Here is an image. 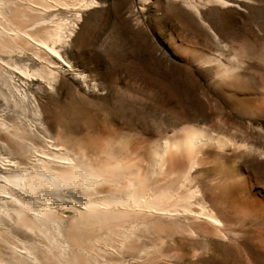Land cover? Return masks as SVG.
Segmentation results:
<instances>
[{"label":"bare ground","instance_id":"obj_1","mask_svg":"<svg viewBox=\"0 0 264 264\" xmlns=\"http://www.w3.org/2000/svg\"><path fill=\"white\" fill-rule=\"evenodd\" d=\"M181 2L218 40L198 1ZM233 2L205 0L225 7ZM70 6L77 23L101 2L0 0V58L27 51L48 58V67L43 62L34 72L7 62L46 80L62 66L55 60L74 71L57 45L65 41L67 22L45 19L51 8ZM249 8L263 9L264 0H237V12ZM246 45L237 42V68L221 52L197 61L217 63L210 83L245 116V127L218 112L209 123L178 109L180 124L163 134L148 131L142 140L110 130L69 146L40 117L37 133L33 120L1 118L0 264H231L233 250L237 264H264V83L254 81L257 75L264 80V46Z\"/></svg>","mask_w":264,"mask_h":264},{"label":"rangeland","instance_id":"obj_2","mask_svg":"<svg viewBox=\"0 0 264 264\" xmlns=\"http://www.w3.org/2000/svg\"><path fill=\"white\" fill-rule=\"evenodd\" d=\"M99 1L101 6L84 11L82 20L77 23L74 6L51 8L45 17L51 25L59 20L67 22L64 24L66 42L57 45L62 55L71 61L74 71L55 60L62 66L57 70L52 68L53 79L29 77L14 70L11 63L34 72L42 67L43 62L48 67V58L41 59L30 51L1 56L0 119H16L25 124L24 120H33L31 127L37 133L35 121L40 117L48 131L52 135L61 134L69 146L110 130L126 131L135 137L147 138L150 132L157 136L180 124V111L192 118L204 115L209 123L218 112L240 127L247 125L245 116L229 106L230 101L226 103L223 93L211 84L217 63L213 62L212 67L210 63L201 66L198 62L221 52L226 59L222 58L223 61L232 60L227 63L235 67L237 42L246 43L249 49L264 46V38H261L264 36V8H249L239 13L237 0H231L236 4L233 2L235 5L228 7L206 5L205 0H189L198 1L203 18L219 35L218 41L182 0ZM6 71L11 80L6 79ZM234 71L237 73V69ZM81 74L86 75L87 82ZM245 75L251 79L248 73ZM259 77L257 75L254 81L262 87L264 80ZM36 105H40V116H37ZM256 127L261 129L262 126ZM35 140L42 143L39 137ZM250 169L256 172L255 168ZM254 180L258 182L256 176ZM259 181L264 185V177ZM230 263L237 264V250L231 252Z\"/></svg>","mask_w":264,"mask_h":264}]
</instances>
